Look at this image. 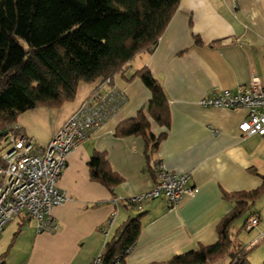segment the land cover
<instances>
[{
    "label": "crops",
    "instance_id": "obj_1",
    "mask_svg": "<svg viewBox=\"0 0 264 264\" xmlns=\"http://www.w3.org/2000/svg\"><path fill=\"white\" fill-rule=\"evenodd\" d=\"M137 58L141 61L133 67L130 63L124 77L80 84L73 102L18 117L21 132L45 147L94 91L116 88L126 97L125 104L67 157L57 186L68 200L52 209L55 231L33 236L24 256L26 264H92L115 230L137 215H142L141 230L124 264L165 262L217 242V225L233 209L224 193L251 192L261 186L264 137H243L238 129L247 111L203 107L199 101L219 91L234 92L253 76L264 86V0H181L152 52ZM143 65L161 83L170 119L169 126L162 127L148 118L150 133L156 138L163 135L150 165L158 163L169 172L189 174L188 185L195 189L172 209L164 199L127 203L154 186L144 138L114 136L116 126L134 118L151 99L140 79H131ZM45 117L53 123L42 127ZM96 152L104 153L112 171L123 179L113 193L89 177L87 162ZM251 211L258 225L249 229L248 223L242 233V221L235 238L231 235L235 244L253 251L264 243L259 238L264 231V192ZM113 212L116 216L105 238L101 228ZM29 221L24 220L23 226ZM18 226L22 227L19 222ZM10 229L7 225L3 230L1 244L7 243ZM263 254L264 248L257 264L264 263Z\"/></svg>",
    "mask_w": 264,
    "mask_h": 264
},
{
    "label": "trees",
    "instance_id": "obj_2",
    "mask_svg": "<svg viewBox=\"0 0 264 264\" xmlns=\"http://www.w3.org/2000/svg\"><path fill=\"white\" fill-rule=\"evenodd\" d=\"M180 1L0 0V144L20 115L73 102L80 84L124 77L130 63L155 48ZM135 77L149 90L151 99L134 118L119 123L114 136L143 137L148 170L153 175L150 157L163 135L156 138L150 133L148 118L168 127V102L161 83L145 65L131 79ZM87 167L90 179L111 193L123 182L104 153H94ZM261 179L254 191L223 194L233 209L217 225L214 245L151 264H250L252 249L234 243L231 226L244 217V229L258 219L251 210L264 192ZM141 219L142 215L130 217L115 230L102 248L99 264H111L115 259L124 264L126 251L137 242Z\"/></svg>",
    "mask_w": 264,
    "mask_h": 264
},
{
    "label": "built area",
    "instance_id": "obj_3",
    "mask_svg": "<svg viewBox=\"0 0 264 264\" xmlns=\"http://www.w3.org/2000/svg\"><path fill=\"white\" fill-rule=\"evenodd\" d=\"M110 81L105 80L106 83ZM125 101L124 92L116 88L106 92L94 91L68 117L45 147L37 146L26 137L17 124L6 131L4 141L8 148L0 154V235L8 224L17 219L21 225L24 220L33 221L37 233L55 231L52 209L68 200L57 186L67 157L118 111ZM199 104L212 108L245 109L247 116L238 126L242 136L264 137V86L257 76H253L247 85L238 86L234 92L219 91L201 99ZM151 167L153 188L142 196L127 199L129 205L164 199L172 209L184 197L195 192L188 185L189 174L169 172L158 163H152ZM115 216L116 212L111 213L101 228L105 238ZM258 223V219H252L247 227L253 228ZM259 238L264 241V231ZM92 264H99V256ZM111 264L122 263L115 259Z\"/></svg>",
    "mask_w": 264,
    "mask_h": 264
},
{
    "label": "rangeland",
    "instance_id": "obj_4",
    "mask_svg": "<svg viewBox=\"0 0 264 264\" xmlns=\"http://www.w3.org/2000/svg\"><path fill=\"white\" fill-rule=\"evenodd\" d=\"M140 61V58H136V60L131 63V66H136ZM39 111L36 110V113H40ZM47 113L50 114L49 111H47ZM44 119L46 120L45 122H42L41 119H38V121L41 120L40 123L42 127H44V125L48 126L49 124L53 123V120H49V118L45 117ZM7 148L8 146L6 141H2L0 144V154L4 153ZM18 220L19 219L8 224V227H12L13 229H10L7 243H0V262L3 260L5 262L4 264H26L24 256H26L28 247L31 246L33 242V236L36 234V226L33 221L26 222L25 226H22L19 230V226L17 227ZM242 221L243 219H239L233 224L231 229L233 238H235V233L238 231ZM243 231L244 229H241L240 232L243 233ZM263 248L264 243L256 247L249 255L250 261L254 262V264H257L259 253H262Z\"/></svg>",
    "mask_w": 264,
    "mask_h": 264
}]
</instances>
